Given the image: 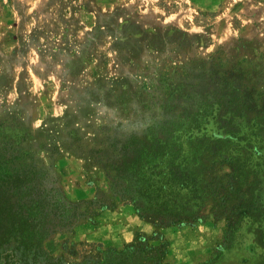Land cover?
Segmentation results:
<instances>
[{"label":"rangeland","instance_id":"rangeland-1","mask_svg":"<svg viewBox=\"0 0 264 264\" xmlns=\"http://www.w3.org/2000/svg\"><path fill=\"white\" fill-rule=\"evenodd\" d=\"M69 132L128 145L121 186L176 181L189 219L141 217L111 153L89 166ZM36 168L61 199L43 217L22 191ZM158 234L163 259L122 253ZM60 259L264 264V0H0V264Z\"/></svg>","mask_w":264,"mask_h":264},{"label":"trees","instance_id":"trees-1","mask_svg":"<svg viewBox=\"0 0 264 264\" xmlns=\"http://www.w3.org/2000/svg\"><path fill=\"white\" fill-rule=\"evenodd\" d=\"M68 136L73 140L71 142V145L76 147L81 158L85 160L86 164L89 166H92V167L99 166L100 168L102 167L106 168L107 166L103 165L104 157H106V155L109 154V152L111 153L110 155L112 157L111 164L108 166V168L111 170L113 169L114 171L115 178L113 179V181H115V183H113L112 186L113 188H117V190L115 191L116 193H118L117 195L124 196V197H126L127 195H132L131 196L132 198L129 197V200L135 204V206L137 207V211L141 217L153 220L155 221L156 224H159L161 226L175 225V224L183 223L184 221H187L189 219V217L186 214H181L179 216L177 213L171 214V207L175 206V201L178 199V193L176 192L175 186L176 185L178 186L179 184L174 185L176 181L170 180L167 183V189L165 191L163 190L161 191L159 190V188H155V190H152L149 187H143L142 189L132 191L131 186L129 187L121 186V183H126V182L128 183L129 174L131 173L133 169L132 167L130 168V166L126 162L128 159L127 158L128 151L131 150L128 145H121L119 143H110L109 151H105V149L102 148V150L101 149L100 150H89L88 152H86L87 143H83L82 142L83 140L81 138L76 137L72 132H69ZM119 145H121V147ZM96 151H99V152H96ZM102 152L106 154L104 155L102 154ZM121 158L123 159L122 164H121L122 162ZM94 164L96 166H93ZM49 178H50L49 169L45 170V168L42 170L41 168L40 170L36 168L32 172H26L23 175L25 185L23 186L24 188L22 189V191H24L27 198L30 199L31 204H34L35 206L41 209L43 213L41 215L42 217L50 215L49 214L50 206H56L61 202V199L58 197L57 192L55 193L52 187L50 189L46 187L47 185H45V183H48ZM175 179H177V181L180 180L179 177ZM53 192L55 194H53ZM143 197L150 201L149 205H151V208H150L149 216L144 213L145 212L144 209L141 208V206L139 205L138 200H140ZM98 202H100L99 199L96 200L95 203H98ZM107 206L108 205L105 202L99 203L100 209H104ZM75 208L79 209V206L76 205ZM90 214H93V216H95L96 213L90 212ZM164 214L170 217H175V220H172V221L170 220V222L162 221L160 216L161 215L163 216ZM79 216L80 214L76 213L75 211L72 215H70V217L73 219H77ZM164 220H167V219L165 218ZM230 224H231V227H234L235 225L234 223H230ZM60 226H63V225H60ZM158 235L161 236V234H158ZM151 241L152 239L147 238L145 235L138 236L135 242L132 245L127 246L126 250L123 251L122 253L124 254V252H128V253L131 252L133 254H140V253L146 252L147 256H151V257L156 256L157 258L162 256V259H163V257L166 254V246H167V242L165 241V238L161 236L160 240H157V241H161L162 244L157 245V246L151 245ZM59 262L60 263L58 264H64L63 259H60ZM1 263L16 264L15 261L10 262V260L1 261ZM53 264H56V263L54 262ZM151 264H153V262H151ZM156 264H162V263L161 261H159Z\"/></svg>","mask_w":264,"mask_h":264}]
</instances>
